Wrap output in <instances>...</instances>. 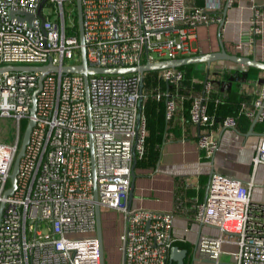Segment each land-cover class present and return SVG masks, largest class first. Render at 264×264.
<instances>
[{"label":"built area","instance_id":"obj_1","mask_svg":"<svg viewBox=\"0 0 264 264\" xmlns=\"http://www.w3.org/2000/svg\"><path fill=\"white\" fill-rule=\"evenodd\" d=\"M64 1L45 0L41 18V0H0V67L76 66L83 46L90 67L181 59L195 55L192 43L200 25L222 21L219 13L186 0H80L81 44L75 34L78 24L66 23ZM68 1L77 16V0ZM260 9L254 7L250 19L256 35L263 28ZM10 10L32 13V25L21 14L20 19L11 18ZM233 47L241 51L243 44ZM73 58L75 62L67 63ZM209 66L203 69L207 79L198 92L184 84L179 67L154 70L156 84L145 88L144 77L150 71L86 76L47 71L36 93L34 116L30 108L41 73L26 68L0 73V117L10 118L14 127L12 141H0V264H101L97 203L100 211L121 214L120 264H172V214L127 207L133 161L143 155L147 134L143 102L164 101L170 120L188 101L189 121L207 129L198 135L197 147L205 158H212L218 140L211 131L216 117L209 106L222 100L211 98L214 80L208 77ZM252 85L255 97L242 101L238 114L263 122L264 76L243 84L246 89ZM29 118L34 126L19 163L17 185L5 197L23 136L22 122ZM220 125L238 129L232 115ZM251 164L253 170L264 166V134ZM254 185L253 176L243 183L211 171L195 219L218 232L199 234L188 254L190 264H225L224 255L231 264H264V202L253 198Z\"/></svg>","mask_w":264,"mask_h":264},{"label":"crops","instance_id":"obj_2","mask_svg":"<svg viewBox=\"0 0 264 264\" xmlns=\"http://www.w3.org/2000/svg\"><path fill=\"white\" fill-rule=\"evenodd\" d=\"M186 2L191 6H199L197 0H186ZM202 2L208 11L219 13L223 19L227 0H202ZM254 7H261L260 13L263 19L262 33L257 35L250 28ZM219 24L200 25L197 28V38L192 43L195 55L219 51L221 41L229 53L253 57L264 62V0H233L231 5H227L220 32ZM237 43L243 44L241 51L233 47ZM195 68L203 70L198 66ZM251 68L225 60L211 62L208 71V77L214 80L211 98L224 100L231 87L227 76L238 74L240 76L236 80L239 84L237 92L240 95L249 96L247 101L250 102L255 97V86L252 85L251 88L246 89L243 84L264 76L262 72L264 70ZM251 70L254 71L255 76L241 77L242 73ZM205 76L206 73L203 70V77ZM193 91L197 90L193 89ZM160 106L157 132L159 158L153 167L134 169L131 207L171 213L172 232L175 236L173 245L175 241L185 243L191 252L199 234L217 233L210 232L208 228L211 226L195 219L196 205L204 201L212 170L220 171L243 183H247L253 176L255 184L253 198L264 202V166L259 165L253 170L251 164L259 137L264 134V121L255 122L252 134H249L252 120L247 132L225 128L220 125L221 121L216 123L211 131L218 140V150L212 158L207 159L199 151L196 143L198 135L205 133L207 129L189 121L188 108L184 107L185 104L173 114L170 120L165 117L164 101L160 102ZM260 123L263 125L258 126ZM117 214L114 210L101 209L103 251L104 240L108 247H111L112 239L115 237L117 250L122 257L119 249L121 214L119 213L120 217L115 219Z\"/></svg>","mask_w":264,"mask_h":264},{"label":"water","instance_id":"obj_3","mask_svg":"<svg viewBox=\"0 0 264 264\" xmlns=\"http://www.w3.org/2000/svg\"><path fill=\"white\" fill-rule=\"evenodd\" d=\"M45 0H41L39 7L37 9V15L41 17L40 10L43 5ZM226 9L227 5L225 6L223 10V19L219 24V32L221 30V27L224 23V18L226 14ZM17 14L23 15L24 19H27L28 24L32 25V19L34 15L32 13L22 11V10H10L9 15L11 18L15 19H20L17 17ZM42 18V17H41ZM77 24H78V30H79V40L81 44H84L83 40V29H82V15H81V4L80 0H77ZM221 40V39H220ZM220 50L216 52H211V53H205V54H197L189 57H184L181 59H175V60H168V61H162V62H156V63H145L143 65L135 66V67H115V68H102V67H90L85 58V47L83 46L81 48V63L76 66H53L52 64H47L45 66H38V67H22V66H1L0 67V73L6 72V71H13V70H20V69H31V70H37L41 73L39 80H38V88L35 89L33 92V102L32 106L30 108V115L34 116L35 114V109H36V93L41 87V78L42 74L47 72V71H58L61 70L63 72H79L84 74L85 76L87 74H125V73H131V72H148V71H154V70H161L164 68H172V67H181L183 65H197L198 63H205L206 67H208L211 62L218 61V60H225L232 62L234 64L246 66V67H252V68H257L260 70H264V62H261L253 57H247V56H242L234 53H229L225 50L223 47V43L220 41ZM207 79V75L205 76V80ZM142 90V83L140 84V91ZM139 106V113H138V119L140 118L141 115V99L139 100L138 103ZM255 124V120L252 121V126L249 130V134H252V127ZM34 126V119L29 118L27 121V124L25 126L21 144L19 151L15 157L12 171L10 173V187L6 190L4 193L5 197L11 196L16 188L17 185V173L19 169V163L20 160L24 154L25 148L29 142L30 139V134L32 127ZM135 163L136 160L133 161L132 165V172H131V184H130V189H129V194H128V201H127V207H131L132 199H133V187H134V179H135ZM94 195L95 199L97 201L98 196L96 189H94ZM4 207V203L2 202L0 205V219H1V214L2 210ZM95 212H96V229H97V235L99 238L100 242V251H101V264H105L104 261V251H103V234H102V223H101V211L99 204H96L95 207ZM187 254V249L179 247L178 245L174 244L171 246L170 252H169V257L170 260H174L175 264H184V257Z\"/></svg>","mask_w":264,"mask_h":264},{"label":"trees","instance_id":"obj_4","mask_svg":"<svg viewBox=\"0 0 264 264\" xmlns=\"http://www.w3.org/2000/svg\"><path fill=\"white\" fill-rule=\"evenodd\" d=\"M199 6L203 4L202 0H197ZM75 23L77 26V16L75 18ZM75 34L79 36L78 30L76 28ZM184 72V84L191 85L193 89L199 90L203 85V71L202 70H196L195 65H183L179 67ZM252 69V68H251ZM250 70V68H249ZM197 73L202 74L201 79H197ZM156 75V71H150L146 74L144 77V88L149 87L156 84V80L154 76ZM238 75V74H237ZM237 75H228L227 78L231 82V87L228 89V92L226 94V98L222 100L217 105H214V103H210V111H213L215 113L216 117V123L222 121L226 116L232 115L235 116L237 119V126L239 131L247 132L250 127V120L248 117H246L243 114H238L239 112V104L242 101L248 100L249 96H244L243 94L240 95L237 92L238 89V80L239 76ZM241 77H247L246 74H242ZM193 79H196L197 81L194 83H191ZM152 83V84H151ZM163 88H165L164 85L161 84ZM162 102V101H160ZM160 102L148 98L144 100L143 102V116L145 118V126L147 130V134L144 139V152L143 155L140 158H136L135 168H145V167H153L158 158H159V148L157 145V137H158V130H159V120H160ZM190 103L187 101L185 102V108L189 107ZM187 113V112H186ZM27 124V121L24 120L22 122V130L24 132L25 126ZM263 124L260 123L258 126H262ZM175 244L179 247H185L187 249V254L184 257V264H190V261L188 262V254L190 253V249L186 246L185 243H181L178 241H175ZM172 264H175V261H171Z\"/></svg>","mask_w":264,"mask_h":264},{"label":"rangeland","instance_id":"obj_5","mask_svg":"<svg viewBox=\"0 0 264 264\" xmlns=\"http://www.w3.org/2000/svg\"><path fill=\"white\" fill-rule=\"evenodd\" d=\"M64 10H65V14L66 16V23L69 24L70 22H73L74 19L76 18V11H75V6L70 3L68 0L64 1ZM48 7V6H45ZM48 9H46L45 11H47ZM75 58L67 61V63H73L75 62ZM200 67L201 69H206V64L205 63H198L197 65ZM264 72V71H262ZM242 74H246L249 77H253L255 76L254 71H248L247 73H242ZM202 78V74L201 73H197V79H201ZM13 134H14V127L12 125V120L8 117H0V141L3 142H11L13 139ZM119 213L117 215H115V219H118ZM208 230L212 233H216L218 232L216 228L210 227L208 228ZM112 238V236H111ZM227 246H231L226 244ZM228 254V253H225ZM225 264H231V262L229 261V255H224L222 256ZM120 260H121V253L117 250L116 247V242H115V237L112 239V244L111 247H108V244L106 243V240H104V261L105 264H120Z\"/></svg>","mask_w":264,"mask_h":264}]
</instances>
